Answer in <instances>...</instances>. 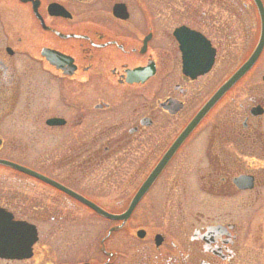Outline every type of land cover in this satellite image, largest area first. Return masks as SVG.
I'll use <instances>...</instances> for the list:
<instances>
[{"label":"flooded vegetation","instance_id":"af4514ba","mask_svg":"<svg viewBox=\"0 0 264 264\" xmlns=\"http://www.w3.org/2000/svg\"><path fill=\"white\" fill-rule=\"evenodd\" d=\"M0 161L52 182L0 164V264H264V0H0Z\"/></svg>","mask_w":264,"mask_h":264},{"label":"water","instance_id":"95a60500","mask_svg":"<svg viewBox=\"0 0 264 264\" xmlns=\"http://www.w3.org/2000/svg\"><path fill=\"white\" fill-rule=\"evenodd\" d=\"M242 75V72L236 73L230 80L213 96V98L209 101V103L203 108V110L198 115L197 119L194 121L192 126L196 125L199 119L205 114L209 108L221 97V95L228 90ZM189 127L188 129L192 128ZM0 164L9 165L16 170L22 171L32 177H39V179L43 180L51 184L52 182L47 181L46 179L33 174L31 171L26 169H22L16 166H13L9 163L0 161ZM155 172H158L155 171ZM235 185L240 189H251L252 183H250V179L240 178L234 181ZM146 186V185H145ZM144 186V187H145ZM138 197H136L130 205L129 209H132L134 204L136 203ZM83 202L91 207L92 209H96L92 204L87 201ZM116 219H126V217L116 218ZM37 241L36 230L33 226L26 224L24 222H15L13 221L10 214L6 213L4 210L0 209V259L5 260H27L31 258V248L34 243Z\"/></svg>","mask_w":264,"mask_h":264},{"label":"rangeland","instance_id":"374dc122","mask_svg":"<svg viewBox=\"0 0 264 264\" xmlns=\"http://www.w3.org/2000/svg\"><path fill=\"white\" fill-rule=\"evenodd\" d=\"M188 206V202L186 208ZM230 212L231 215L237 217L238 200L229 199L227 201L210 200L200 191L198 192V198L193 202L192 209L197 210L198 220L202 222L208 218L218 220L223 219L225 211ZM245 215H246V226H256L262 224L264 228V201L254 200L253 198L246 197L245 199ZM251 223H249V222ZM39 234V242H45V231L42 228ZM264 236V235H263ZM264 240V239H263Z\"/></svg>","mask_w":264,"mask_h":264}]
</instances>
